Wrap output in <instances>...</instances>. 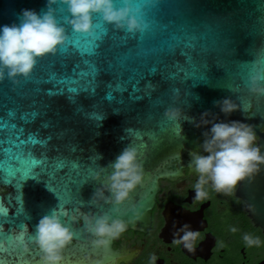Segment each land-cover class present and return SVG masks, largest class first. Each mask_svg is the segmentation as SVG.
Here are the masks:
<instances>
[{
    "label": "water",
    "instance_id": "95a60500",
    "mask_svg": "<svg viewBox=\"0 0 264 264\" xmlns=\"http://www.w3.org/2000/svg\"><path fill=\"white\" fill-rule=\"evenodd\" d=\"M113 2L115 7L123 6L122 0ZM129 7L130 15L139 24L136 30L117 28L94 14L92 32L83 34L75 32L67 22L70 17L62 0H0V25L18 22L22 9L42 13L50 8L66 35L60 46L66 51L39 58L27 79L16 77L13 83L5 77L0 82V122L8 125L0 131V140L15 141L20 129L21 139L35 134L44 143L26 145L24 151L31 150L45 160L39 169L43 174L37 179L20 177L13 181L14 186H8L0 173V233L14 237L23 225L33 237L38 220L54 210L65 226L68 225L64 221L68 220L74 229L73 240L63 252L64 264L115 263L113 240L106 249L94 248V237L84 228L85 215L107 214L134 220L127 229L136 231L149 226L159 180L180 173L179 169L168 168L170 162L178 160L182 163L179 166L189 167L190 153H202L203 134L211 126L201 123L202 113L207 111L205 119L211 122L241 121L250 125L264 153V130L260 131L264 95L249 91L250 77L264 75V0H132ZM97 22L104 23L108 31L97 41L94 56H82L68 43V36L93 37ZM150 26L155 31L144 38ZM188 40L195 47H188ZM184 54L204 62L201 71L206 72V79L183 78ZM122 60L124 68L119 67ZM86 61L101 69L94 93L65 91L48 95L63 87L56 81L71 77L74 68L86 70ZM109 65L116 66L115 71ZM240 65L247 67L240 69ZM150 68L156 69L155 74L148 72ZM127 69L138 70L132 80L137 83V92L128 82L132 72ZM120 84L125 91L118 89ZM258 84L264 87V80ZM224 98L238 106L229 116L214 104ZM168 109L180 111L179 121L165 118ZM184 117L193 120L189 122ZM125 147L136 148L143 178L114 210L111 203L93 194L102 189L103 197L111 199L106 190L107 177L112 173L111 164ZM0 159L6 157L0 153ZM58 161L67 166L69 176L84 168H95L92 178L69 187L65 193L69 202L63 208L52 187L55 183L63 192L62 185L68 186L64 177L57 181L53 175L51 166ZM236 196L243 201L252 223L264 234V164L250 178L238 182ZM4 247H10L6 241ZM37 249L32 241L16 251H0V260L5 264H36Z\"/></svg>",
    "mask_w": 264,
    "mask_h": 264
},
{
    "label": "clouds",
    "instance_id": "9594fccd",
    "mask_svg": "<svg viewBox=\"0 0 264 264\" xmlns=\"http://www.w3.org/2000/svg\"><path fill=\"white\" fill-rule=\"evenodd\" d=\"M52 2V0H49ZM132 0H122V7H115L113 0H62L66 5L70 19L68 23L75 32L90 34L93 29L92 17L94 14L117 28H125L131 32L139 27L137 19L130 15L129 4ZM66 40L64 28L60 26L49 8L42 13L31 9H22L18 22L0 25V81L7 77L13 83L16 77L27 79L37 60L45 55L55 53ZM264 80V75H254L249 79V91L264 95V87L258 82ZM225 116L237 110V105L230 99L224 98L214 102ZM207 111L201 114V123L211 124L205 132L201 144V152H191L189 167L199 174L193 185L195 201L208 197L206 186L217 192H229L238 182L250 178L264 164V153L256 143V136L252 127L241 121L211 122L205 117ZM164 116L170 121H179L181 118L178 109H168ZM192 122L193 118L184 117ZM194 126L199 127L200 124ZM180 134L177 125V135ZM112 173L107 177L106 190L111 199L103 197V190L97 189L95 198L105 199L117 210L128 198L137 185L142 183V165L137 161V150L134 147H125L111 164ZM134 217L139 218L134 211ZM84 228L94 239L91 243L94 248H107L112 240L118 239L125 232L129 223L120 218H112L107 214L99 217H83ZM175 227V224H174ZM236 231L235 228L231 229ZM73 232L65 226L56 211L43 215L35 225L33 242L41 253V264H64V249L72 242ZM199 230H192L187 223L182 224L176 233H173L171 244L182 245L189 253L195 251L198 242L202 239ZM244 241L249 245H259L260 240L245 234ZM156 257H151L155 261ZM99 264V262H96Z\"/></svg>",
    "mask_w": 264,
    "mask_h": 264
},
{
    "label": "flooded vegetation",
    "instance_id": "af4514ba",
    "mask_svg": "<svg viewBox=\"0 0 264 264\" xmlns=\"http://www.w3.org/2000/svg\"><path fill=\"white\" fill-rule=\"evenodd\" d=\"M181 164L172 160L168 168L180 173L159 180L149 226L143 231L127 229L113 240L114 264H153V256L154 264H264V234L236 196L237 185L226 193L215 191L209 182L208 197L195 201L193 185L199 174ZM185 223L203 237L192 253L171 244L173 233ZM245 234L258 238L260 244L249 246Z\"/></svg>",
    "mask_w": 264,
    "mask_h": 264
},
{
    "label": "snow or ice",
    "instance_id": "6c2138e0",
    "mask_svg": "<svg viewBox=\"0 0 264 264\" xmlns=\"http://www.w3.org/2000/svg\"><path fill=\"white\" fill-rule=\"evenodd\" d=\"M145 20L147 21V16H145ZM96 35L93 37H89L84 35L83 37L77 36L75 39H72L71 36H68V43L72 44L76 49L79 50L82 56H94L96 54V49L98 47L97 41L106 34L108 31L107 27L104 23L97 22L95 25ZM155 28L150 26V30H146L144 38H149L153 35ZM188 47H195L193 41L188 40ZM66 51L65 47H58L55 53L48 54V56L56 55L58 52ZM186 55V54H184ZM87 69L77 71L76 68L73 69V75L71 77H63L56 81V84L63 87H58L56 92L52 91L48 92V95L51 96L53 94H63V92L78 94V93H94L96 88L98 87V76L101 73V69L93 62L86 61ZM186 67L182 70L181 74L183 78L191 77L198 80L206 79V72L201 71L203 68V61L196 59L194 56L186 55L185 60ZM78 67V66H77ZM120 68L125 67V61H121L119 64ZM247 65H240V69H245ZM110 69L115 71L116 66L109 65ZM132 72V76L129 77V83L131 84V88L133 92H137L138 86L137 83H132L135 75L138 73L137 69H127ZM150 74H155L156 69L150 68L148 69ZM122 73L120 76L122 77ZM2 82V81H0ZM120 91H125L126 89L122 84L117 85ZM111 99V95L108 97ZM34 115V114H30ZM99 115V114H96ZM93 119L96 118L94 115ZM102 118V116H101ZM100 118V119H101ZM7 124L0 122V131H3ZM15 128V125H12ZM23 134V129H20L19 132L16 133L15 141L13 140H0V145H9V147H0V153L3 154V157L6 159H0V173H2L5 177V182L8 186H14L13 181L19 180L20 177H23L24 180L31 177L37 179L42 171H39L40 166L45 164V160L37 157L31 150L27 152L24 151L26 145L35 146L37 144H42L44 141L40 140L35 134H29L27 139H21V135ZM142 147V145H141ZM15 149V151H14ZM53 175L56 177V180L59 181L61 177H64L67 180V185L62 187L64 191L61 192L56 188L55 183H53V190L56 192V197L61 200V207L63 208L69 202L68 197L65 196V193L69 191V187L73 183H81L83 184L88 178H92L95 175V168L88 167L82 169L80 172H73L71 176L68 175L67 166L62 162H56L52 166ZM78 167V166H77ZM74 177V179H73ZM61 217L64 216V213H60ZM64 223L68 225L67 227L73 232L71 224L68 220H65ZM19 234L14 237L8 236L7 233H0V251H16L19 248L23 247L26 243L31 244L32 236L24 231V226L20 225ZM4 241L10 246L8 249L4 247ZM36 264H41V253L39 248L36 250ZM0 264H5V261L0 260ZM27 264V262H25Z\"/></svg>",
    "mask_w": 264,
    "mask_h": 264
}]
</instances>
